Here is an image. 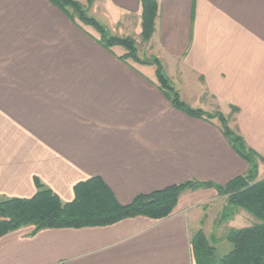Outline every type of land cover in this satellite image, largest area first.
I'll use <instances>...</instances> for the list:
<instances>
[{
    "label": "crops",
    "instance_id": "1",
    "mask_svg": "<svg viewBox=\"0 0 264 264\" xmlns=\"http://www.w3.org/2000/svg\"><path fill=\"white\" fill-rule=\"evenodd\" d=\"M109 2L114 16L106 0L95 1V16L112 33L138 37L140 0ZM157 2L144 52L169 81H203L189 107L223 115L264 159V0ZM213 31L228 34L212 43ZM99 38L47 0H0V197L30 199L38 181L67 203L75 185L97 177L127 206L187 181L224 186L246 176L217 118L174 108L154 66L123 62L126 51ZM216 197L213 188L187 190L163 220L22 227L0 236V264H195L190 222L199 215L189 211Z\"/></svg>",
    "mask_w": 264,
    "mask_h": 264
},
{
    "label": "trees",
    "instance_id": "2",
    "mask_svg": "<svg viewBox=\"0 0 264 264\" xmlns=\"http://www.w3.org/2000/svg\"><path fill=\"white\" fill-rule=\"evenodd\" d=\"M64 13L73 23L90 26L99 33L98 43L106 50L119 46L126 53L120 57L123 62L132 61L155 67L158 87L171 105L195 118H217L221 131L232 148L248 164L246 176L236 178L224 186L213 183L187 181L169 186L149 195H137L131 204L121 205L100 178H90L75 185L72 201L63 203L60 199L36 181V194L30 199L0 197V236L26 226H33L34 232L43 229H63L92 226H107L123 219L145 216L153 220L168 218L174 211L179 196L187 190L213 188L225 195L230 207L240 208L258 222L252 226L230 230L226 241L232 250L215 261L214 249L201 231L192 234L190 245L195 264H264V178L256 181V160L264 159L249 149L242 138L232 131L227 120L220 113L207 114L198 109L184 106L169 84L161 62L156 58L144 61L138 56L136 42L129 37L112 35L95 18L86 14L79 2L74 0H47ZM94 0H87L92 4ZM158 5L155 0H141L140 37L147 43L153 32ZM80 22V23H79ZM235 112V109H232Z\"/></svg>",
    "mask_w": 264,
    "mask_h": 264
},
{
    "label": "rangeland",
    "instance_id": "3",
    "mask_svg": "<svg viewBox=\"0 0 264 264\" xmlns=\"http://www.w3.org/2000/svg\"><path fill=\"white\" fill-rule=\"evenodd\" d=\"M74 1L79 2L82 8L86 10L87 15L95 18L100 24H102L107 29L109 28L110 22L105 19V16L102 15V13L101 14L99 13L98 15L95 16L94 12L92 11L93 9L92 6L96 0H94L92 4H88L87 0H79V1L74 0ZM155 1L158 5L157 0ZM106 2L107 4L104 5V7L107 10L108 9L107 5L108 4L111 5V4L109 0H106ZM140 5H141V0H140ZM124 11L125 10L120 9L121 17L118 20L121 26H124L127 20L126 19L127 14H124ZM110 14L114 16V14L112 13ZM108 31L110 32V30ZM110 33L112 35H116L119 37L132 38L136 42L139 58L144 61H148V59L151 58L148 56L146 51L144 52V48H146L149 41L147 43H144L140 37V34L138 37L134 36V38H136L134 39L133 37L129 35L125 36V35L118 34V33H112V32ZM97 34L99 35V33ZM227 34L228 33H226L225 35ZM210 35L212 37V43L217 38L220 40L226 39V36L221 32L216 33L215 31H213L212 33H210ZM140 66H143V65L140 64ZM144 66H152V65H144ZM163 72L165 74L164 68H163ZM170 74H173V73L170 72ZM196 75L200 76L201 74L197 73ZM184 83H186V86L187 85L189 86L188 90H186V86ZM169 84L172 86L173 90L177 93L179 101L184 106L190 109L196 110V108L194 107L193 108L189 107V104H190L189 102H191V100L193 99L195 101V98H193V95L194 97H196L197 94L200 93L201 89L204 88L205 85L203 81L201 82L196 79H189L185 81V78L183 79V76H182L179 80H176L175 82H173L172 80L169 81ZM256 164H257V171H256L257 174H256L255 182L264 178V162L256 160ZM189 214L190 216H193L196 214L199 215V222L198 221L195 222L193 220L194 218H191L192 219L190 222L191 231L193 232V234L198 231H201L203 233L209 245L214 249L213 258L215 261H218L220 258L225 256L232 250V245L226 241V236L230 230L241 229L244 227L252 226L258 222L254 217L249 215L246 211L240 208L230 207L227 197L225 195H220V194H218V197L214 198L213 200L208 201L206 204H203L202 206L193 207L189 211Z\"/></svg>",
    "mask_w": 264,
    "mask_h": 264
}]
</instances>
